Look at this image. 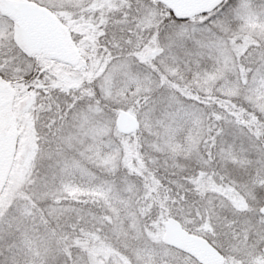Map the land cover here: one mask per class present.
Wrapping results in <instances>:
<instances>
[{"label":"snow or ice","instance_id":"6c2138e0","mask_svg":"<svg viewBox=\"0 0 264 264\" xmlns=\"http://www.w3.org/2000/svg\"><path fill=\"white\" fill-rule=\"evenodd\" d=\"M0 264H264V0H0Z\"/></svg>","mask_w":264,"mask_h":264}]
</instances>
